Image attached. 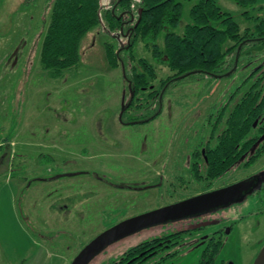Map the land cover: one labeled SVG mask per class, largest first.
Wrapping results in <instances>:
<instances>
[{
	"label": "rangeland",
	"instance_id": "374dc122",
	"mask_svg": "<svg viewBox=\"0 0 264 264\" xmlns=\"http://www.w3.org/2000/svg\"><path fill=\"white\" fill-rule=\"evenodd\" d=\"M118 1L100 0L103 18ZM139 1L132 0V4ZM180 1L182 18L174 30L183 32L191 21L190 8L198 0ZM217 2L234 16L242 30L249 25L254 30L248 14L264 15V0L247 5L237 0ZM53 3L0 0V145L4 144L0 148V264H70L77 252L108 226L202 192L203 184L190 173L192 152L206 141L209 124L249 69L224 77L186 73L167 87L162 100L161 94L150 98L151 89L161 88L159 79L172 71L156 62L151 51L138 41L133 48L136 58L146 57L155 63L158 78L120 117L130 98L129 82L123 64L115 68L107 61L105 42L117 45L118 39L110 36L114 31L110 33L106 24L84 34L79 62L64 74L52 75L42 66L40 50ZM127 38L122 37L125 45ZM159 42L163 43L162 37ZM124 57L128 69L131 62L126 50ZM157 109L161 112L155 118L123 122L148 117ZM225 118L226 114L222 124ZM21 125L23 133L15 136L18 142L13 144ZM28 137L35 144H26ZM50 141L61 143L60 151H55ZM42 152H51L52 157L46 159L47 155L40 156ZM246 157L227 170V182L264 168V155L248 169L238 167ZM74 167L95 171L102 179L94 178V174L81 175L71 185L66 174L59 175V171ZM201 168L204 173L203 163ZM221 184L224 182L213 186ZM259 209H264V186L245 199L235 198L202 212L199 223L217 221L186 233L178 253L166 261L196 264L205 247V242L196 244L197 239L222 229L217 264H252L264 244V211L250 214ZM190 220L176 218L137 229L108 243L87 264H106L131 245L185 226ZM234 220L239 222L227 232Z\"/></svg>",
	"mask_w": 264,
	"mask_h": 264
},
{
	"label": "trees",
	"instance_id": "16d2710c",
	"mask_svg": "<svg viewBox=\"0 0 264 264\" xmlns=\"http://www.w3.org/2000/svg\"><path fill=\"white\" fill-rule=\"evenodd\" d=\"M237 1L241 5H247L254 0ZM119 7L128 8L136 15L139 13V8H142L140 20L129 34L128 47H121L119 42L118 46L111 41L105 42L108 63L115 68L123 64L124 74L128 82H131L134 96L127 110L136 104L140 92L150 87L158 78L155 63L146 57L136 58L133 48L138 41H142L151 51L156 62L166 64L172 71L167 77L159 79L160 89H151L148 94L151 98L162 89L165 92L174 80L186 73L212 74L226 69L223 68L226 58L230 52L236 50L244 31L250 29L247 27L242 30L234 16L223 10L217 0L195 2L189 12L191 21L184 26L183 32L174 30L179 26L182 18L183 3L180 0H140L136 5L132 4V0H121L115 12ZM247 11L245 10V13ZM115 12L109 10L105 14V23L100 0H54L40 50L42 66L52 75H60L76 65L80 60V41L84 34L96 25L106 24V28L121 35L120 26L123 18H119ZM247 17L251 18V16ZM254 30L257 34H261L264 30V20L256 19ZM161 37L162 44L159 42ZM125 50L128 51L131 62L128 69L124 57ZM135 60L136 63H133ZM259 96L247 97L248 99L238 102L227 115L224 127L221 130L217 126L214 127L212 137L216 136V140L207 141L204 151L199 147L193 151L190 173L204 187H210L215 179L224 175L245 153H248L254 145L256 131L260 133L264 130L252 124L264 106L263 102L254 106ZM160 112L161 109H158L148 119L155 118ZM261 142L257 152L249 156L247 165L252 163L264 149V137ZM3 145L1 144L0 148ZM40 154V156L47 155L43 152ZM47 158L51 157L47 155ZM202 163L205 167L204 173L201 168ZM176 229L131 245L118 258H112L106 264H123L133 256H136L133 263L140 264L145 259V254L152 250H155L154 254L166 251L160 261L168 259L169 256L178 253V234L186 230ZM214 234L215 231L209 235L196 264H217L222 239Z\"/></svg>",
	"mask_w": 264,
	"mask_h": 264
},
{
	"label": "flooded vegetation",
	"instance_id": "af4514ba",
	"mask_svg": "<svg viewBox=\"0 0 264 264\" xmlns=\"http://www.w3.org/2000/svg\"><path fill=\"white\" fill-rule=\"evenodd\" d=\"M119 1H121V0H119ZM118 2H117V4H118ZM117 4H115V6H114V8L112 10L113 13L115 12V9L117 8ZM140 9L142 10L141 7L139 8V10ZM115 13H117V16L119 18H121V17L123 18L121 26H120V30L122 31V33H121V35H118V34H115V32L111 33L110 32L111 30L109 31V29H107V30L111 33L110 34L111 37H115V39H118V42L121 44V47L122 46H127V45L123 44L122 37H125V36L129 37V34H130L131 31H133V29L135 27V24L137 22V19L142 14V11H141V14L138 13L137 14L138 16H137L134 11H131L128 8H124L123 7V8H120L119 11H116ZM248 16H250V15L248 14ZM248 19L253 20L254 26H255L256 19L264 20V15L261 14V13H258L256 15H252L251 18H248ZM249 26H247V27H249ZM124 29H125V31H123ZM128 32H129V34H126ZM263 32H264V30L262 31L261 34H257L255 32V30H251V29H248L246 32L244 31V33L242 34V36L240 38V41H239V44H238L236 50L234 52L233 51L230 52V54L226 58L225 64L223 65V68H226V69L222 70L223 73H221L222 71L221 72H213L212 74L210 73V75H213L215 77H224L226 75L232 76L235 71H238V73H239L240 70H245L246 68L249 67V69L240 77V80L237 83L236 87H234V89L231 90L229 96L226 97V100L223 103L224 106L221 108V110L217 114L218 115L217 118L213 120L212 124H209L210 125V133L207 136L206 141H204V143H202L199 146V148H201L202 151L205 150V143L207 141L214 142L216 140V136L212 137V131L214 130V127L217 126V127L220 128L222 126L220 128V130L224 127L225 122H224V124H222L223 122H221V119L219 117H223L225 114H226V117H227V115L233 110V108L235 107V105L238 102L245 100L247 97L249 98L251 96L254 97L256 95H260L258 97L257 101L255 102L254 106H258L260 103L262 104V102H263V105H264V33ZM127 44H128V42H127ZM245 55H247V59H244ZM250 80H251V82H249ZM248 82H249V84H248ZM157 94H161V100H162V97H163V94H164L163 90L161 92L157 93ZM231 102H233L231 110L228 113H225L226 112L225 110L227 109V107L230 105ZM253 108L257 109L258 107H253ZM126 110H127V108H125L122 111L121 117H122V114L124 112H126ZM222 111H223V114H222ZM149 116H151V115H149ZM148 117L146 116V117H143L142 119H146L147 120ZM134 119L142 120V119H140V117H133L132 119L123 120V122L124 123H129V122H132ZM211 120H212V116H211V112H210V115H209V118H208V122L210 123ZM252 124L255 127L264 128V106H263V109L260 111V113L257 115V117L253 120ZM254 136H256L254 145L252 146L251 150L248 153L244 154V156L247 155V157L245 159H243L241 165L238 164L239 165L238 167H243L244 169H248L251 165H253L256 162V160H258L260 157H262L264 155V149H263L261 151V153L259 154V156L252 163H250L249 165L246 164L250 160L249 156L254 155L257 152V150L259 149V147L261 146V143H262L261 140L264 137V130L261 131L260 133L256 131ZM257 143H259V144L256 145ZM51 146L53 148H55V151H56V144H52L51 143ZM84 150H86V149H84ZM45 154H47L50 157H52V153L51 152H46ZM190 166H191V163H190ZM59 172H61V173H59V175L66 174L67 179H68V183H70L71 185L75 184L77 181H79L78 178H80L81 175H89V174L93 175L94 174V176H97V177H94V178L102 179L100 177L99 173L95 174V171H91V170H89L87 168L74 167L73 169H70L69 171H66L64 173H63V171H59ZM234 172L235 171L233 170L231 173H234ZM225 175H226V173L224 175L220 176L219 178L215 179L214 182H213V184H214V183L222 181V182H224V184H221L220 186H217V187L213 186V184H212L208 188L203 186L202 192H206V191L214 190V189H217V188L225 187L227 185H230V184H233V183H237V182L246 181L247 190L244 191V193H242L241 195H239L237 197V199H245L249 194H252L255 191H258V190L262 189V187L264 186V168L258 170V172H248L246 175L238 177V178H235L231 182H227V178H224L227 175L226 176ZM70 179H71V181H69ZM194 179H196V178H194ZM105 183H107V182L105 181ZM105 183L103 181V184H105ZM202 192H200V193H202ZM197 194H199V193H197ZM176 201H178V200H176ZM263 211H264V209H259V210L250 212V214L251 215H259ZM133 215H135V214H133ZM200 215H201V213L200 214H196V215L187 216V217H190V219H191L190 222L187 225H185V226H181V227L177 228V229H186L182 233L178 234L177 250H179L178 246L182 243L184 235L186 233H192L193 230L201 229V228H203V226H205L204 224H202L203 222L199 223L202 220L200 218ZM242 218H243V216H242ZM214 221H217V220H214ZM238 222L239 221L234 220L231 223V225H229V227L226 228V231H227V229H229V231L232 230L234 225H236ZM214 231H215L214 235L216 237H220L219 232L222 231V229L214 230ZM214 231H212L211 233H213ZM229 231H227V232H229ZM211 233L206 234L204 237H201L199 240L197 239V241H196L197 243L196 244L200 245V244L205 242V245H206L207 239H208V237H209V235ZM263 246H264V244H263ZM263 246L256 253L252 264L254 263L257 255L260 253V251L263 248ZM154 251L152 250V251L147 252L145 254V256H144L145 259L140 264H144L146 261H148L152 257H155L156 255H157L158 258L155 259V261L152 262L151 264H171V263L166 261L167 259H164L163 261H160L161 258L165 255L166 251L165 252L164 251H160L158 254H154ZM161 252H164V253H161ZM142 253H144V252H142ZM135 258H136V256H133L129 260L125 261L123 264H138V262L133 263Z\"/></svg>",
	"mask_w": 264,
	"mask_h": 264
},
{
	"label": "water",
	"instance_id": "95a60500",
	"mask_svg": "<svg viewBox=\"0 0 264 264\" xmlns=\"http://www.w3.org/2000/svg\"><path fill=\"white\" fill-rule=\"evenodd\" d=\"M141 11L142 10L140 9L139 10L140 14ZM140 16L137 19L135 26L138 24L140 20ZM126 34H129V32ZM129 44H130V37H128L127 47L129 46ZM129 89L131 95L129 101L122 108V111L129 106L134 96V92L131 87V82H129ZM246 190H247L246 181L237 182L227 185L225 187L195 194L190 197H186L184 199L171 202L156 208H152L137 213L135 215L129 216L127 218H124L114 223L113 225L105 228L104 230L100 231L92 239H90L77 252V254L74 256L70 264H87L88 261L97 252L103 249L108 243L119 237H122L128 233H131L137 229H140L148 225L166 222L176 218L196 215L205 211H210L218 206L227 204L229 201L237 198ZM213 222L215 221L209 220L203 222L202 224L207 225ZM227 231H229V229H227ZM253 264H264V246L261 249L260 253L257 255Z\"/></svg>",
	"mask_w": 264,
	"mask_h": 264
},
{
	"label": "crops",
	"instance_id": "0c3cea01",
	"mask_svg": "<svg viewBox=\"0 0 264 264\" xmlns=\"http://www.w3.org/2000/svg\"><path fill=\"white\" fill-rule=\"evenodd\" d=\"M27 122H28V120H27V121L25 120L24 123L26 124ZM22 129H23V128H22V125L19 126V127L17 128V130H16L17 132L14 133V140L12 141L13 144H17L18 141L15 139V138H16L15 136H21L22 133H23ZM49 132H50V130H49ZM32 141H34V140H31V139H29V137H28V140L26 141V144H31V145H32V144H35V143H33ZM50 144H51V141H50ZM60 146H61V143H58V142H57V143H56V151H57V150L60 151V150H59V149H60Z\"/></svg>",
	"mask_w": 264,
	"mask_h": 264
}]
</instances>
